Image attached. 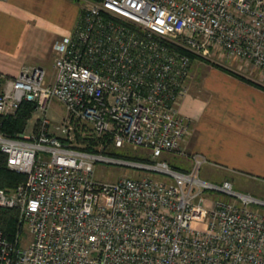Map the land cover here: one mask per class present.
Here are the masks:
<instances>
[{
	"label": "built area",
	"instance_id": "2783aa9c",
	"mask_svg": "<svg viewBox=\"0 0 264 264\" xmlns=\"http://www.w3.org/2000/svg\"><path fill=\"white\" fill-rule=\"evenodd\" d=\"M53 48L52 74L5 77L0 114L56 99L112 150L74 144L75 126L47 117L19 137L0 132L7 165L25 175L0 188V206L19 212L14 239L0 230V264H264V198L201 176L207 159L183 148L180 112L194 57L264 72V0L88 1ZM100 164L131 173L99 179Z\"/></svg>",
	"mask_w": 264,
	"mask_h": 264
},
{
	"label": "crops",
	"instance_id": "0c3cea01",
	"mask_svg": "<svg viewBox=\"0 0 264 264\" xmlns=\"http://www.w3.org/2000/svg\"><path fill=\"white\" fill-rule=\"evenodd\" d=\"M80 11L75 0L0 1V92L5 77L24 66L54 72L53 44L73 32ZM225 62L233 71L192 62L189 93L180 104L191 127L183 148L207 159L201 172L213 182L231 180L237 190L264 198V72ZM175 165L188 170L192 162L179 156Z\"/></svg>",
	"mask_w": 264,
	"mask_h": 264
},
{
	"label": "rangeland",
	"instance_id": "374dc122",
	"mask_svg": "<svg viewBox=\"0 0 264 264\" xmlns=\"http://www.w3.org/2000/svg\"><path fill=\"white\" fill-rule=\"evenodd\" d=\"M75 1L81 4V11H80V14H81L83 6L86 2L88 1L100 2L101 0H75ZM195 59H199L204 62L210 63L212 65H216V66H219L225 69H229L221 64V63L223 64L227 63L225 62V56L223 55L216 54L215 56H212L210 58L194 57L193 61ZM231 61H234V60H231ZM237 61L242 64L241 61L239 60ZM229 70L233 71L231 69ZM43 117H47L51 121L52 125L60 124V123H72L76 129V137L73 140L74 144L76 145H79L83 148L91 146L95 150H112V145H111L112 141L110 138V134L98 135L97 133L94 132L92 125L89 122L77 118L74 114H72L71 112L67 110L66 106L62 102L56 99H52L49 102L46 110H39L37 109V107H35V114L33 115V119L32 120L30 119L31 121L29 120L30 122H28V125L24 133H30L32 130H34V128H36L37 126V123ZM125 149H127L131 153L140 152V150L133 151L128 148H119L117 151H119V153L127 154V151ZM178 157L179 156L171 155L169 156V159L173 164H176ZM184 157L190 159V156H184ZM180 168H183V167H180ZM129 173H131L129 170H126L124 167L119 166V165L100 164L97 168L96 175L99 179H103L106 181H114L118 179L120 176L124 174H129ZM201 175L205 179H209L210 181H213L211 177L205 176L203 172H201ZM240 191L245 192L244 190H240ZM23 240L26 243V237H24Z\"/></svg>",
	"mask_w": 264,
	"mask_h": 264
},
{
	"label": "trees",
	"instance_id": "16d2710c",
	"mask_svg": "<svg viewBox=\"0 0 264 264\" xmlns=\"http://www.w3.org/2000/svg\"><path fill=\"white\" fill-rule=\"evenodd\" d=\"M35 107L36 104L34 102L24 101L15 114H0V132H4L12 137H19L26 130L29 120L35 113ZM85 149L95 150L91 146L85 147ZM173 166L180 169L175 164ZM24 178L25 175L23 173L16 172L7 165V155L0 148V188H14ZM18 217L19 212L17 209L0 206V230L7 233L11 239H14L18 230Z\"/></svg>",
	"mask_w": 264,
	"mask_h": 264
}]
</instances>
